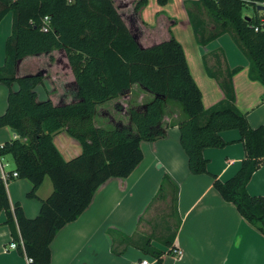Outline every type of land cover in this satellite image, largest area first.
<instances>
[{
  "label": "trees",
  "instance_id": "trees-1",
  "mask_svg": "<svg viewBox=\"0 0 264 264\" xmlns=\"http://www.w3.org/2000/svg\"><path fill=\"white\" fill-rule=\"evenodd\" d=\"M167 1L158 0L161 4ZM145 2L138 0L134 9L139 10ZM258 3L264 4V0L197 1L220 22L222 29L233 33L249 59V76L264 84V28L254 29L260 25L259 16L243 14L245 5L257 13ZM8 11L13 15L12 32L6 40L0 82L9 91L0 127L10 126L17 137L0 145V155L11 154L18 175L31 182L27 196H37L45 177L52 183V191L40 198L39 212L31 218L19 203L11 206L7 179L0 178V211L5 212V223L18 249L32 257L30 264H50V242L59 228L88 206L102 182L111 176H127L139 163L141 139L153 140L163 133L153 126L168 102H179L187 114L178 126L192 173L207 171L204 147L226 143L219 131L239 130L244 146L240 166L225 180L213 175L212 184L264 236V196L250 194L246 189L251 174L264 162V124L251 126L234 103L232 75L239 67L225 68L219 83L226 95L205 108L181 43L171 33L167 39L141 45L113 0H0V19ZM45 15L49 16L47 30L41 29ZM194 25L202 44L206 41L203 26L195 21ZM54 48L64 49L77 83L75 100L63 104H54L49 98L36 99L34 87L42 79L41 72L15 75L20 57ZM208 72L214 76L210 69ZM14 81L17 89L11 87ZM134 82L156 94L145 109H128L136 133L132 134L128 126H96V105L117 97ZM61 129L81 145V152L69 159L63 157L53 140L54 133ZM163 180L157 195L163 196L168 176ZM162 253L160 249L152 251L158 264Z\"/></svg>",
  "mask_w": 264,
  "mask_h": 264
},
{
  "label": "crops",
  "instance_id": "crops-1",
  "mask_svg": "<svg viewBox=\"0 0 264 264\" xmlns=\"http://www.w3.org/2000/svg\"><path fill=\"white\" fill-rule=\"evenodd\" d=\"M113 1L141 45L167 39L171 33L181 43L205 108L225 97L219 83L224 79L225 68L239 67L232 75L234 103L246 114L251 126L264 124V84L249 76V59L233 33L222 29L209 10L197 4L199 0H168L164 4L146 0L139 10H134L138 0ZM254 15L264 18V11L252 12L250 16ZM12 20L11 11L0 19V69L5 62ZM194 21L203 26L206 41L202 44L197 40ZM156 29H162L163 34L156 36ZM146 32L152 36L143 41ZM209 69L214 76L209 74ZM37 72L42 73L41 81L34 87L38 101L49 98L54 104H63L75 100L77 83L63 48L26 54L17 60L15 75ZM11 87L17 89V82H12ZM8 91V86L0 82V114L7 107ZM155 96L153 91L134 82L117 97L96 105L94 123L105 128L128 126L135 134L128 109L143 110ZM107 104H113L112 108L107 109ZM186 115L179 103H167L161 119L153 126L163 133L153 140L141 139L142 158L133 170L127 176L107 178L96 188L88 206L59 228L50 242V264H138L143 257H155L154 249L163 251L160 264H264V236L212 184L213 175L225 180L238 170L244 156L239 130L219 131L226 143L204 147L202 154L207 159V171L195 174L189 170L187 155L180 143L178 122ZM97 118L104 121L97 122ZM15 137L13 128L0 127V145ZM53 140L66 159L81 152L79 142L63 129L54 133ZM13 170L16 169L12 155H0V178L5 179V174H9L5 185L11 206L19 203L27 217H35L40 198L52 191L51 180L45 177L36 191L37 196H27L31 182L12 175ZM165 175L169 180L163 185L164 194L157 196ZM174 187L176 194L170 211L175 217L172 231L147 235L146 239L142 234L138 237L141 221L152 204L157 198L168 196ZM246 189L250 194L264 196V162L253 171ZM5 219V212L1 210L0 264H30L29 256L18 249ZM10 241H15L16 246H10Z\"/></svg>",
  "mask_w": 264,
  "mask_h": 264
},
{
  "label": "rangeland",
  "instance_id": "rangeland-1",
  "mask_svg": "<svg viewBox=\"0 0 264 264\" xmlns=\"http://www.w3.org/2000/svg\"><path fill=\"white\" fill-rule=\"evenodd\" d=\"M125 1L128 2L129 0H125ZM124 10L125 8L122 7L121 11L123 12ZM252 12H253V9L250 5H245L243 7L244 15L250 16ZM163 32L164 31L162 29H156L154 34L159 37L163 34ZM148 36H152V34H149L148 32L144 33L143 35L144 39L142 40L144 41L146 39H149ZM112 106L113 104H107L106 108L111 109ZM179 106H180V110H182L183 106L180 103H179ZM107 115H108V118H110V115L108 113ZM96 120L97 122L104 121L101 118H97ZM157 196H159V194ZM173 203H174V195H173L172 190L168 191V196H164V198L162 197L157 198L156 202L152 204L151 208L148 210L147 215L143 218V221H141L139 230L137 232L139 234L138 237H140V235L142 234V235H145V239H146L147 235H151L152 237L153 235L156 236V235H161L162 233H170L175 226L174 214L170 212L172 209ZM148 258L152 259L153 257H148Z\"/></svg>",
  "mask_w": 264,
  "mask_h": 264
},
{
  "label": "built area",
  "instance_id": "built-area-1",
  "mask_svg": "<svg viewBox=\"0 0 264 264\" xmlns=\"http://www.w3.org/2000/svg\"><path fill=\"white\" fill-rule=\"evenodd\" d=\"M42 20H43V22H42V25H41V29L47 30L48 29V23H49V16L45 15ZM260 28H264V18H261L260 25H256L254 27L255 30H258ZM11 174L16 176V175H18V172H17V170H13ZM8 176H9V174H5L6 178H8ZM9 245L14 247V246H16V242L15 241H10ZM28 260L31 263L32 262V257H28ZM156 261H157L156 257H153L152 259H149L148 257H143V258L140 259L138 264H153Z\"/></svg>",
  "mask_w": 264,
  "mask_h": 264
},
{
  "label": "water",
  "instance_id": "water-1",
  "mask_svg": "<svg viewBox=\"0 0 264 264\" xmlns=\"http://www.w3.org/2000/svg\"><path fill=\"white\" fill-rule=\"evenodd\" d=\"M257 9L258 10H264V4L263 3H258L257 4Z\"/></svg>",
  "mask_w": 264,
  "mask_h": 264
}]
</instances>
